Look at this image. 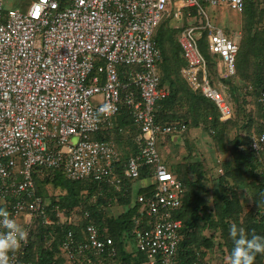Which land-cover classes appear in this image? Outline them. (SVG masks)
<instances>
[{
  "label": "built area",
  "instance_id": "1",
  "mask_svg": "<svg viewBox=\"0 0 264 264\" xmlns=\"http://www.w3.org/2000/svg\"><path fill=\"white\" fill-rule=\"evenodd\" d=\"M207 6L242 11L244 0H32L24 10H6L0 0V206L29 230L16 264H33L29 246L39 225L76 226L83 218L77 208L62 207L60 195L54 194L53 203L51 192L40 194L35 175L60 169L70 181L104 182L121 191L127 190L125 181L140 178L143 166L152 170L147 178L153 181L146 185L152 188L138 195L130 235L147 257L144 264H178L183 220L175 212L184 183L163 161L158 144L163 136H181L187 126L156 122V103L169 90L160 86L162 52L154 34L165 14L198 19L179 27L186 61L181 75L191 90L215 102L222 120L233 117V98L225 86L214 87L200 41L205 38L218 55L216 75L223 80L237 74L240 38L214 25ZM259 101L264 108V89ZM122 104L140 131L124 174L116 169L121 155L116 143L93 138L115 127ZM249 148L263 161L264 133L253 131ZM81 233L83 240L68 229L59 245L69 263L107 264L108 255V264H116L112 237L101 238L93 223ZM54 240L55 235L47 237L46 246Z\"/></svg>",
  "mask_w": 264,
  "mask_h": 264
},
{
  "label": "trees",
  "instance_id": "2",
  "mask_svg": "<svg viewBox=\"0 0 264 264\" xmlns=\"http://www.w3.org/2000/svg\"><path fill=\"white\" fill-rule=\"evenodd\" d=\"M246 8H249L250 18L259 17V14L252 12V8L257 9L254 0H244L243 10ZM179 32V28L170 27L168 23L161 21L154 34V40L162 52V61L159 66L160 86L169 90L168 95L156 103L155 119L156 122L162 124L173 122L185 124L187 131L190 127L209 130L219 150L230 154L229 160L225 162V165L227 163L225 166L227 171L220 176V184L215 187L213 209L205 195H201V192L205 190L206 182H204V171L200 161L179 163L172 166L163 160L171 166L184 183L182 204L175 212V217L183 220L182 240L177 249V262L178 264H211L210 260L206 258V254L215 245L224 246L226 249L222 250L226 255L230 252L232 242L228 233L231 223L242 224L246 229L255 230L256 233L264 235V160L259 161L249 148L252 132L258 129V132L264 133V123L261 120L264 118V108L259 101L260 93L264 89V76L253 78L248 72L249 61L252 56H256L260 62L262 61L264 38L262 34L257 32L252 35L253 38L246 42L245 49H241L240 45L236 63L237 74L233 77L241 75L243 79L245 78L249 82L246 86L251 87L244 91V95H240L236 88L229 86L230 94L233 101H236L238 109L236 111L235 106L234 116L222 120L215 102L201 91L191 90L181 75V68L186 64V61L178 41ZM205 46L207 47L206 39L203 38L200 41V49L203 52ZM170 50L172 51L169 54ZM168 55L171 57L170 64ZM206 59L210 80L214 81L217 78L216 63H213L209 54H207ZM225 80L223 79V81ZM248 95L253 96L254 102L259 106L258 117L252 116V113L246 108ZM115 123L117 124L114 128L99 131L93 135V138L111 140L116 144H121L126 138V141L130 142V147L121 152L118 166H116V169H120L121 174H124L123 170L129 157L137 151L136 138L140 131L129 108L124 104L120 106L118 119ZM133 130H137L138 133L131 132ZM233 130H236V133L232 136ZM243 131L246 133L245 135H243ZM186 132L182 133L181 137ZM132 133L133 135L130 136ZM165 137L172 138L171 135L161 138ZM230 166H232L231 169H229ZM151 172L150 167L143 166L139 179L149 177ZM193 173L195 174L194 178ZM60 176L46 174L44 179L40 181L60 184L61 188L66 190V198L61 197L60 205L67 211L77 208L83 214V218L80 224L76 225L77 227L68 224L48 227L39 225L35 229V238L29 246V257L33 260V264H69L63 256H56V254H60L58 247L70 228L74 230L77 239L83 240L81 230L89 223L96 225L101 238L110 236L114 239L117 247V254L112 257L114 261H118L119 264H144L146 260H135L134 253L128 249L127 241H122L125 236L131 238L129 233L136 225L134 216L139 214L141 204L121 212L117 218L113 215H107V210L112 202H115L116 197L119 198L120 203L127 204L130 202L132 191L130 181H125L127 190L123 188L121 191H117L104 182L98 183L91 180L73 182L65 179L62 173ZM122 176L124 178V175ZM35 178H37L36 175ZM231 179L234 183L231 182ZM237 186L250 189L255 202L254 209L247 213L243 221H240L243 206L235 192ZM151 188L152 185L141 186L138 193H145ZM83 190H86L87 193L83 194ZM38 192L42 194L39 187ZM94 195H96L95 201H91V197ZM52 202H56L55 197L52 198ZM86 211L88 216L84 215ZM207 228H211L212 231L206 235ZM52 235H55V240L51 249L46 246V238ZM217 237L222 241L216 243ZM104 257L108 263L107 259L110 260V258L108 255ZM84 264L88 263L85 262ZM256 264H264V256H258Z\"/></svg>",
  "mask_w": 264,
  "mask_h": 264
},
{
  "label": "rangeland",
  "instance_id": "3",
  "mask_svg": "<svg viewBox=\"0 0 264 264\" xmlns=\"http://www.w3.org/2000/svg\"><path fill=\"white\" fill-rule=\"evenodd\" d=\"M32 2V0H4V8L6 10L11 9V8H22L23 10L28 8L29 4ZM254 3L257 7V9L252 8V12H255V14H259V17L253 16L250 18V14H248V10L244 9L242 11H236L231 9L230 7H213V6H207V11L210 16V19L214 25L220 26L224 32L228 36H238L240 38V45L241 49L246 48V42L249 41V39L253 38L252 35L255 33H259L263 35L264 38V0H254ZM250 13V12H249ZM253 22H252V20ZM198 19L192 18L188 19L186 18H181L178 19L173 16H168L164 15L163 20L165 23H168L170 27H187L188 25L194 24L197 22ZM247 21V22H246ZM252 22V23H251ZM251 25V26H250ZM262 43L263 41L260 40ZM255 48V47H254ZM249 50V49H248ZM172 50L169 51V54L171 53ZM202 51V50H201ZM264 51V49H263ZM203 55L207 57V54L211 56V60L213 63H216V68H217V62L219 60L218 55L211 54V52L208 49V46H205L204 52L202 51ZM168 62L169 64L171 63V57L168 55ZM250 68L248 67V72L251 74V77L253 78H258L259 76H264V54L262 55V61L260 62L256 56H252L250 61ZM172 76V75H171ZM173 77V76H172ZM231 80V81H230ZM230 81V82H228ZM250 81V80H249ZM248 80L243 79L241 75H238L237 77L233 78H227L225 81L221 80L220 78L214 79L213 85L216 88H221V86H225L227 92L229 91V86H233L236 88L239 92L240 95H244L245 91V86L247 85ZM247 104L246 108L252 113V116L258 117L259 115V106L257 103L254 102L253 96L247 97ZM235 106H236V111L238 109L237 103L234 100ZM237 114V113H236ZM255 120V119H254ZM193 130L194 135L197 134V132L201 131L202 137H199V142L202 140L201 145H197L196 143V137H192L190 135V130ZM198 129V130H197ZM258 130V129H256ZM189 133H185L182 137H180V143H173L170 144V148L166 149L167 152L163 153L164 146L166 144H169L168 141L163 140L164 145H160L161 143L158 144V148L161 152L162 158L166 157V161L170 165H176V164H183V163H190V162H201L202 163V168L204 171V182L205 183V190L201 192V195H205L207 198V201L210 203V206H212L213 209V199H214V193H215V187H217L220 184V176H222L224 173H226L227 168H225V162L228 161L230 154L227 152H222L219 150L218 145L214 142L211 136V132L209 130L203 129V128H194L190 127L189 128ZM131 132L138 133L137 130H133ZM236 133V130H233L231 132V135L233 136ZM246 133L243 131V135ZM123 135V134H122ZM133 135L130 134V136ZM137 136V135H136ZM135 136V137H136ZM198 137V136H197ZM125 138V137H124ZM162 142V141H161ZM130 147V142L126 141V138L121 142V144H116V148L119 152H122L124 149H128ZM161 147H163L161 149ZM234 167V166H233ZM232 166L229 167L231 169ZM60 172V173H59ZM62 173V176L66 178V174L60 170V169H48L45 171L43 174L42 178H35L36 184L41 190V193L44 196L49 197V192L51 194H58L60 197L66 198V190L61 188V185H55L52 182L46 183V182H41V179H44L46 174H50L51 176L53 175H58L60 176ZM193 178L195 177V174H192ZM61 177V176H60ZM39 179V180H38ZM88 180V179H87ZM130 183L132 184V191L130 194V202L127 204L120 203V200L118 197H116L115 202L113 201L112 204L109 206L107 210V215L117 216L121 213L124 212L134 206H138L137 198H138V191L141 186H146L150 183H152L153 179L152 178H143V179H137L135 181L129 180ZM74 182V181H73ZM231 182L234 183L231 179ZM207 188V189H206ZM82 192H87V191H82ZM236 196L239 198V201L241 205L243 206V210L240 214V221H243L244 217L247 216V213H249L251 210L254 209V199H253V194L250 189L246 188H239L237 186V191ZM55 197V196H54ZM114 203V204H113ZM77 227V226H76ZM212 229L207 228L206 229V235L207 233H211ZM220 232V231H219ZM130 234V233H129ZM218 234V233H217ZM220 235V233H219ZM130 236H125L122 238V241L126 240L127 241V246L129 251H132L134 253V258L135 260H147V257L145 253L141 252L138 250V248L135 245L134 239L129 238ZM222 241L220 238H216L215 242H220ZM53 244V243H52ZM49 247L52 249L53 247ZM59 248V247H58ZM222 249H226L224 246L220 247L218 244L215 245L213 249L208 250L206 254V258L210 260L211 264H227L226 255ZM60 254H56L57 257L63 256L66 258L63 254L64 251H62L61 248H59ZM56 257V258H57ZM67 259V258H66ZM68 260V259H67ZM66 260V261H67ZM112 261V260H111ZM69 262V261H67ZM116 262V261H115ZM107 263V262H106ZM109 263V262H108ZM107 263V264H108ZM116 264H119L118 261Z\"/></svg>",
  "mask_w": 264,
  "mask_h": 264
},
{
  "label": "clouds",
  "instance_id": "4",
  "mask_svg": "<svg viewBox=\"0 0 264 264\" xmlns=\"http://www.w3.org/2000/svg\"><path fill=\"white\" fill-rule=\"evenodd\" d=\"M232 247L227 264H256L264 256V235L248 230L242 224L229 225ZM26 222H19L7 208L0 206V264H16V254L28 242Z\"/></svg>",
  "mask_w": 264,
  "mask_h": 264
},
{
  "label": "crops",
  "instance_id": "5",
  "mask_svg": "<svg viewBox=\"0 0 264 264\" xmlns=\"http://www.w3.org/2000/svg\"><path fill=\"white\" fill-rule=\"evenodd\" d=\"M198 130V129H197ZM193 130L191 129L190 130V135H192V137H196L197 139H196V144L197 145H201L202 144V140H200V142H199V137H202L203 135H201V131H199V132H197V134L196 135H194V132H192ZM186 133H189V131H187ZM198 136V137H197ZM180 137L181 136H172V138H168V137H165V138H161L160 140H159V143H161L160 145L162 146V145H164L165 143H163V140H165V141H168L169 142V144H166L165 146H164V149H162L163 147H161V149L163 150V153H165V152H167V150L166 149H168V148H170V144H172L171 142H173V143H180ZM162 141V142H161ZM201 143V144H200ZM163 160L164 161H166V157L165 158H163ZM67 262V261H66ZM69 263V262H68ZM69 264H72V263H69Z\"/></svg>",
  "mask_w": 264,
  "mask_h": 264
}]
</instances>
